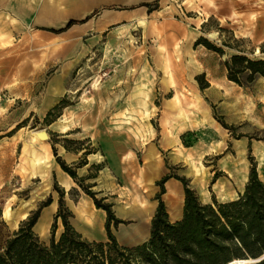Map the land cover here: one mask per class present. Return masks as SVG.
Listing matches in <instances>:
<instances>
[{"label":"rangeland","instance_id":"rangeland-1","mask_svg":"<svg viewBox=\"0 0 264 264\" xmlns=\"http://www.w3.org/2000/svg\"><path fill=\"white\" fill-rule=\"evenodd\" d=\"M50 1L55 2L0 0V37L6 35L0 39L3 235L24 221L14 226L26 201H35L29 217L51 197L57 209L49 230L42 232L50 207L42 210L35 233L46 243L59 239L63 197V213H70L82 237L107 241L108 214L96 198L124 221L111 223V232L120 228L124 241L136 230L139 241L150 237V208H158L163 191L158 183L166 176L182 188L185 181L198 196L206 191L220 199L238 191L253 168L264 180L255 149L264 148V75L257 72L264 69L259 63H264V0H156L145 8L147 24L141 28L140 7L115 8L117 24L96 37L31 24ZM191 1L212 14L200 28L204 15L192 11ZM2 41L10 46L2 47ZM176 94L190 119L207 111L209 120L184 127L180 109L171 107ZM15 95L20 99L12 101ZM46 146L52 150L49 163L35 168L33 159ZM93 153L104 162L89 159ZM61 164L94 198L76 181L69 191L62 187ZM84 197L93 211L104 212L103 219L98 212L91 218L99 222L91 236L78 229L87 224L76 208ZM7 206L10 219L3 216Z\"/></svg>","mask_w":264,"mask_h":264},{"label":"trees","instance_id":"trees-1","mask_svg":"<svg viewBox=\"0 0 264 264\" xmlns=\"http://www.w3.org/2000/svg\"><path fill=\"white\" fill-rule=\"evenodd\" d=\"M88 19L70 20L65 27L50 31L59 34ZM246 61L251 65L258 63ZM257 72L264 75V69ZM231 80L241 84L236 78L231 77ZM61 165L94 198L77 174ZM169 179L170 176H166L158 183L163 187L162 194L165 192L164 184ZM183 183V218L171 222L165 203L159 197L150 237L132 247L121 245L110 229L111 223L118 226L124 221L116 218L109 205H102L96 198V206L108 214L107 241L84 239L69 221L70 213H63V197L59 200L58 216L62 217L64 231L59 239L52 237L46 243L34 230L42 210L52 203L51 197L32 216L21 222L16 231L3 235L6 225L1 222L0 201V264H226L235 259H257L264 255V181L256 168H253L244 192L237 199L224 203L214 201L205 204L195 190L185 181ZM249 264H264V259Z\"/></svg>","mask_w":264,"mask_h":264},{"label":"crops","instance_id":"crops-1","mask_svg":"<svg viewBox=\"0 0 264 264\" xmlns=\"http://www.w3.org/2000/svg\"><path fill=\"white\" fill-rule=\"evenodd\" d=\"M64 2L65 5H61L59 2ZM156 0H55V2L50 1V4L47 6H43L42 8L37 11L33 17L31 18V24L34 26L39 27H47L53 29H60L67 25L70 20L81 21L86 18H89L85 23L78 24L76 23L73 25L68 31L74 29L73 35L81 32L84 35H88L90 37H96L99 34L105 33L109 27L117 24L118 16L115 14V8H135L140 7V11L136 13L137 18L142 17L143 14L146 16L145 8L147 5L155 2ZM147 17V16H146ZM136 18V19H137ZM72 35V36H73ZM6 35L0 37L1 40H4ZM6 43V45L2 44V47L10 46L9 42L2 41L1 43ZM45 55V51L43 52ZM61 177L68 182V186L62 184L63 188L66 191L71 190L74 187H77V183L75 180L65 171L60 170ZM261 176V175H260ZM249 174L246 173V179L244 180L241 188L236 191L235 193L227 194L228 197L222 196L221 199L214 194H211V197H205L203 192L199 195L201 201L205 204L214 203L217 201L219 203H224L228 201H233L237 199L240 194L244 192V188L246 183L248 182ZM264 181V180H263ZM216 184V183H215ZM211 198V199H210ZM232 199V200H231ZM162 200L165 203L169 219L171 222L180 221L183 218L184 214V203H185V188L181 187V182L175 179H169L165 183V192L162 194ZM209 200V201H208ZM89 199L86 197L83 198V202L80 205H76L77 213L81 212L84 213L85 220L87 222L86 225L78 227L79 230L83 231L85 234L91 236L90 232L92 233L95 230V225H98L99 222H91V218L93 215H98L101 212V209H96V212L93 211L86 202ZM91 204L92 202L89 201ZM51 208L50 214V222H47V226L45 230L42 231L44 234L49 230L51 225L52 215L56 212L57 209V202L53 201L52 204L45 207ZM157 208V204L150 208V218L155 215V211ZM43 210V212H44ZM98 212V213H97ZM104 213V212H103ZM103 213H99L101 218L103 219ZM43 214V213H42ZM148 220V219H147ZM40 221V220H39ZM40 222H38L34 230L39 232ZM121 229H115L114 235L116 236L118 242L124 246H135L144 243L149 236L137 241V237H139L138 232L136 230L127 232L125 240L122 241L119 237V232Z\"/></svg>","mask_w":264,"mask_h":264},{"label":"bare ground","instance_id":"bare-ground-1","mask_svg":"<svg viewBox=\"0 0 264 264\" xmlns=\"http://www.w3.org/2000/svg\"><path fill=\"white\" fill-rule=\"evenodd\" d=\"M199 1V0H198ZM213 2V1H212ZM260 2V1H259ZM191 3V7L193 8V10L192 11H194V12H196V13H198L199 15H204V18H202L201 20H200V22H199V24H198V27L200 28L201 27V25H203V23H205V22H207L208 20H209V18L211 17V15L212 14H210L209 12H206V11H204L203 10V8L200 6V5H198V4H195V2H193V1H191L190 2ZM263 3V2H262ZM215 9H217V8H215ZM202 17V16H201ZM232 18H234V17H232ZM225 19V18H224ZM224 19H222V21L224 20ZM229 20H230V18H229ZM232 21V20H231ZM234 21V20H233ZM136 22H137V27H145L146 26V24H147V17L143 14V16L142 17H138L137 19H136ZM239 24V23H238ZM197 27V28H198ZM241 28V27H240ZM234 30V29H233ZM236 32V31H235ZM217 34V33H216ZM243 34V33H242ZM239 35V34H238ZM245 36V35H244ZM212 37H214V34H213V36ZM245 38V37H244ZM3 45H6V43H2ZM18 80V79H17ZM18 82H19V80H18ZM232 83H234L233 81H231ZM15 83H16V81H15ZM19 84V83H18ZM13 85H15V84H13ZM145 90V89H144ZM137 92V91H136ZM17 99H20V96H18V95H15L14 96V98L12 99V101H15V100H17ZM180 100H181V97H180V95L179 94H176L175 96H174V98L171 100L172 101V104H171V107L172 108H179L180 110H179V112L177 113V117H178V122H182V125L184 126V127H186L187 125H189L190 123H192V122H196V123H202V122H204V121H208L209 120V116H208V112L207 111H203L202 112V114H203V116L204 117H202V118H200V117H198V116H194L193 118H189V116L186 114V112L180 107ZM170 101V102H171ZM193 104V103H192ZM1 107V106H0ZM129 107V106H128ZM136 108V107H135ZM141 109V108H140ZM135 110V109H134ZM137 111V110H136ZM143 112V111H142ZM191 114V113H190ZM193 114V113H192ZM67 116V115H66ZM64 117V116H63ZM132 117V116H131ZM61 119V118H60ZM64 120V119H63ZM67 120V119H66ZM177 122V123H178ZM58 123V122H57ZM63 123V122H62ZM63 130V129H62ZM34 138H36V139H38L39 138V135L37 134V133H35L34 134ZM214 147V146H213ZM212 147V148H213ZM216 149V148H215ZM255 149H256V152L258 153V157H259V160H260V164H263L264 163V148H263V146H260L259 144H257L256 146H255ZM217 150V149H216ZM204 152H206V151H204ZM207 153H209V152H207ZM214 153V152H213ZM51 154H52V150H51V148L49 147V146H46L45 147V149H44V151H43V154H42V156L40 157V158H34L33 159V166L35 167V168H37V167H39L40 165H45V166H47L48 165V163H49V160H50V156H51ZM204 154V153H203ZM89 159H91V160H96V163H103L104 162V159H103V157L102 156H99V155H97V154H95V153H93V154H90L89 155ZM223 162V161H222ZM262 166V165H261ZM222 167H223V165H222ZM262 168V167H261ZM83 170V169H82ZM260 175H262V174H260ZM245 179H246V177H245ZM244 179V180H245ZM62 182H63V184H65L66 186H68V182H66L65 180H62ZM203 195L205 196V197H208V194H207V192L206 191H203ZM224 195V194H223ZM210 197H211V195H210ZM211 199V198H210ZM232 200V199H231ZM209 201V200H208ZM35 205V201L34 200H32V201H26L25 202V206H26V209H24L23 211H21V213H20V215H19V219H16L14 222H15V224H14V226L16 227L17 225H18V222L19 221H22V220H25L26 218H28V215H29V210H30V208L31 207H33ZM3 216H4V218H6V219H10V218H12L13 217V210H12V208H11V206H7L5 209H4V212H3ZM255 258H245V259H235V260H232V261H230V262H228V263H226V264H249V263H253V262H255Z\"/></svg>","mask_w":264,"mask_h":264},{"label":"water","instance_id":"water-1","mask_svg":"<svg viewBox=\"0 0 264 264\" xmlns=\"http://www.w3.org/2000/svg\"><path fill=\"white\" fill-rule=\"evenodd\" d=\"M39 222V221H38ZM264 259V255L263 256H261V257H259V258H257L256 260H255V263L256 262H259V261H261V260H263Z\"/></svg>","mask_w":264,"mask_h":264}]
</instances>
